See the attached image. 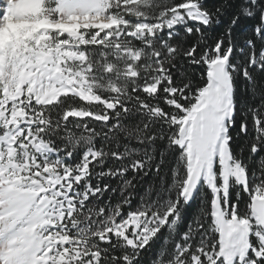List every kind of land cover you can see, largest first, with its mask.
<instances>
[{"label":"snow or ice","instance_id":"6c2138e0","mask_svg":"<svg viewBox=\"0 0 264 264\" xmlns=\"http://www.w3.org/2000/svg\"><path fill=\"white\" fill-rule=\"evenodd\" d=\"M0 264H264V0H0Z\"/></svg>","mask_w":264,"mask_h":264}]
</instances>
